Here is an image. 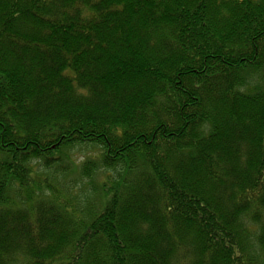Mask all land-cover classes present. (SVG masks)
Wrapping results in <instances>:
<instances>
[{
    "label": "trees",
    "instance_id": "trees-1",
    "mask_svg": "<svg viewBox=\"0 0 264 264\" xmlns=\"http://www.w3.org/2000/svg\"><path fill=\"white\" fill-rule=\"evenodd\" d=\"M0 264H264V0H0Z\"/></svg>",
    "mask_w": 264,
    "mask_h": 264
},
{
    "label": "rangeland",
    "instance_id": "rangeland-1",
    "mask_svg": "<svg viewBox=\"0 0 264 264\" xmlns=\"http://www.w3.org/2000/svg\"><path fill=\"white\" fill-rule=\"evenodd\" d=\"M104 151L103 147L94 144L78 145L72 150H63L55 155L56 161L51 168L39 167L38 171L36 170L37 177L34 176V179L37 187L39 183L49 184L64 193L62 195L64 203L76 207L79 211L87 209L101 196L106 187H110L113 181L117 182L122 177L119 171L101 166ZM86 164L89 167L93 165L91 175L90 171L82 174Z\"/></svg>",
    "mask_w": 264,
    "mask_h": 264
}]
</instances>
